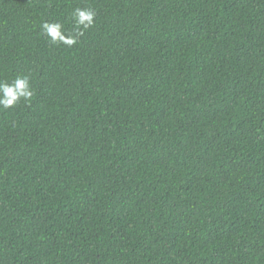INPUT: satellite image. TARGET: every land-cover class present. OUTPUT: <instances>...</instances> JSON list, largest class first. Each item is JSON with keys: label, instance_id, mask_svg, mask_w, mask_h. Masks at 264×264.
Returning <instances> with one entry per match:
<instances>
[{"label": "trees", "instance_id": "1", "mask_svg": "<svg viewBox=\"0 0 264 264\" xmlns=\"http://www.w3.org/2000/svg\"><path fill=\"white\" fill-rule=\"evenodd\" d=\"M77 8L96 12L73 46ZM0 264H264V0H0Z\"/></svg>", "mask_w": 264, "mask_h": 264}, {"label": "clouds", "instance_id": "2", "mask_svg": "<svg viewBox=\"0 0 264 264\" xmlns=\"http://www.w3.org/2000/svg\"><path fill=\"white\" fill-rule=\"evenodd\" d=\"M96 12L91 8H77L73 13L76 23L75 33L68 34L64 26L59 22H44L43 32L49 37L53 44H64L73 46L84 32L94 26ZM34 93L30 86L28 76L17 77L11 84L0 81V108L9 109L17 105L21 100L29 101Z\"/></svg>", "mask_w": 264, "mask_h": 264}]
</instances>
